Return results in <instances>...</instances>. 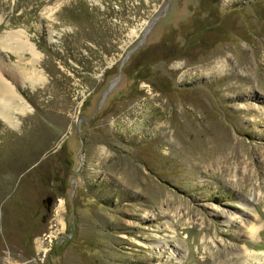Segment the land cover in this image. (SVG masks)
Masks as SVG:
<instances>
[{
  "label": "rangeland",
  "instance_id": "1",
  "mask_svg": "<svg viewBox=\"0 0 264 264\" xmlns=\"http://www.w3.org/2000/svg\"><path fill=\"white\" fill-rule=\"evenodd\" d=\"M15 31L0 264H264V0H0Z\"/></svg>",
  "mask_w": 264,
  "mask_h": 264
},
{
  "label": "bare ground",
  "instance_id": "2",
  "mask_svg": "<svg viewBox=\"0 0 264 264\" xmlns=\"http://www.w3.org/2000/svg\"><path fill=\"white\" fill-rule=\"evenodd\" d=\"M12 32V31H11ZM6 34L1 37V46L6 48H12L16 54L21 57L24 53H28L30 56L29 63L32 66L31 74H27L22 67L17 69L16 67L12 70L14 72V77L20 80L24 79H40L39 72L37 70L36 64L39 60V54L37 52L34 43L28 40V38L23 35V31H15L13 34ZM13 35V41L11 37ZM3 41V44H2ZM2 70V69H1ZM2 71H0V118L9 123L10 125H15L17 116L16 113L23 112L26 110V101L22 95L17 91L14 84L2 76Z\"/></svg>",
  "mask_w": 264,
  "mask_h": 264
},
{
  "label": "water",
  "instance_id": "3",
  "mask_svg": "<svg viewBox=\"0 0 264 264\" xmlns=\"http://www.w3.org/2000/svg\"><path fill=\"white\" fill-rule=\"evenodd\" d=\"M48 202H49V199H48Z\"/></svg>",
  "mask_w": 264,
  "mask_h": 264
}]
</instances>
